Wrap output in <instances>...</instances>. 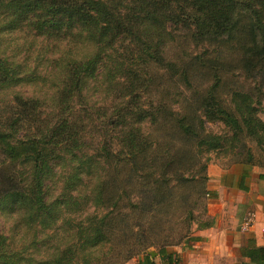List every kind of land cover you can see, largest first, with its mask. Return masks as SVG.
<instances>
[{
	"label": "trees",
	"instance_id": "16d2710c",
	"mask_svg": "<svg viewBox=\"0 0 264 264\" xmlns=\"http://www.w3.org/2000/svg\"><path fill=\"white\" fill-rule=\"evenodd\" d=\"M22 26L38 37L82 39L93 53L65 67L51 113L44 115L46 104L21 93L0 109V157L7 163L4 172L0 167V212L18 216L20 225L36 233L33 249L48 252L27 261L0 232V264H126L136 258V264H178L174 248L196 241L194 229L214 223L203 201L212 196L203 153L219 150L223 139L208 133L205 123H222L231 140L257 142L255 152L238 150L235 163L264 169V121L254 107L262 104L263 92L234 91L228 103L216 94V79L198 104L194 101L193 113L181 116L169 106L178 104L181 93L170 101L157 94L148 102L151 71L166 72L176 88H191L187 69L166 52L182 38L203 49L191 60L195 64L235 45L239 71L253 79L264 71V0H0V32ZM23 78L22 65L0 51V96ZM98 78L116 102L104 115L105 130L114 137L92 154L83 137L85 116H75L74 100ZM171 122L185 142L175 152L148 131ZM114 141L120 150L112 156ZM195 166L200 177L191 173ZM127 167L131 200L119 180L108 177V169L119 173ZM182 181L197 186L196 200L203 201L198 214L188 194L178 193ZM51 184L59 185L55 196ZM125 200L131 207L126 227ZM166 222L172 225H159ZM241 255L249 260L241 264H264V246L249 245Z\"/></svg>",
	"mask_w": 264,
	"mask_h": 264
},
{
	"label": "rangeland",
	"instance_id": "374dc122",
	"mask_svg": "<svg viewBox=\"0 0 264 264\" xmlns=\"http://www.w3.org/2000/svg\"><path fill=\"white\" fill-rule=\"evenodd\" d=\"M22 27L21 30L0 32V51L5 52L12 60L19 62L22 65V74H24V80L18 86L6 90L0 96V109H5L11 103L13 94L21 93L25 97L39 99L46 104L43 107V112L44 115H47L52 111V102L50 100L55 97L60 89L65 67L70 64L72 59L91 57L93 48L82 39L71 35L62 39L48 35L38 37L32 28ZM207 49H209L210 53L213 52L214 48L208 47ZM202 51V48L195 47L187 39L180 38L171 43L166 50L167 57L172 61L182 63L187 69L191 88H186L182 84L180 89L176 88V85L173 86V83L167 78L166 72L152 70L151 77L153 81L149 89L148 102L154 100L157 94H161L165 100L170 101V95H173V99H176V95L181 93L180 95L183 97L178 100V104H173L174 101L169 106L175 113L181 116H189L193 113L194 107H196L193 104L194 101L198 104V101L205 95V90L213 86L217 79L216 94L220 99L228 103L230 95L234 91L252 92L257 95V89H260L263 92L261 94L263 101L261 105L254 104V107L258 110V117L264 121V71L256 73L253 79H247L237 67L239 58L235 45L230 48L223 47L218 53H211L208 56L211 59L204 60L202 63L195 64L191 62ZM74 101L76 104L75 116L87 117H84L85 130L83 137L85 138L87 153L94 154V151L99 149L102 142L107 145L111 143L112 137H114V133L106 132L104 123V115L108 117L116 104L114 95L106 88V84L98 78L97 80L89 81L87 90L84 91L81 99L77 98ZM84 125L82 124L83 127ZM162 128L159 130L154 126H148V131L154 140H162L166 146L170 144L173 152L184 145L185 142L178 135L172 122L162 126ZM205 128L208 133L223 139V145L219 150L203 153V157L208 159L206 166L207 177L210 165H216L221 168L230 167L236 164L235 155L238 150L250 148L251 151H254L258 148L257 142L251 138L243 137L231 140L232 133L222 123L206 122ZM113 143L112 156L120 150L117 141ZM109 162L112 163L113 159ZM0 167H3V172L7 167V163L2 156L0 157ZM198 167L195 166L191 173L194 171V175L200 177L201 172H198ZM0 171H2L1 168ZM108 177L109 179L117 178L121 183L122 190L131 200V168H122L119 173L108 169ZM196 187L194 185L191 186L186 181H182L179 185L178 193L188 194L187 200L191 202L190 207L198 214L202 210L203 201L207 203V198L205 197L202 202H198L196 200ZM50 188L51 194L53 196L57 195L59 185L51 184ZM123 214L126 217L124 219L126 222L123 226H131V207L127 205L126 200L123 202ZM16 217L18 216H10L0 212V232L10 239L11 250L27 261L31 259L38 260L41 256L48 257V252L46 253L42 249L37 252V250L33 249L32 243L37 240L35 238L36 233L34 234V230L20 225L16 221ZM199 219L201 220L202 218ZM159 225L170 227L172 224L166 222L159 223ZM51 246L53 247L52 243ZM119 250L120 247L118 242H116L115 251ZM154 251L149 252L155 253ZM138 259H132L126 264H136Z\"/></svg>",
	"mask_w": 264,
	"mask_h": 264
},
{
	"label": "crops",
	"instance_id": "0c3cea01",
	"mask_svg": "<svg viewBox=\"0 0 264 264\" xmlns=\"http://www.w3.org/2000/svg\"><path fill=\"white\" fill-rule=\"evenodd\" d=\"M207 190V215L214 223L194 229L196 241L174 248L178 264L248 263L241 250L264 246V169L210 165Z\"/></svg>",
	"mask_w": 264,
	"mask_h": 264
},
{
	"label": "water",
	"instance_id": "95a60500",
	"mask_svg": "<svg viewBox=\"0 0 264 264\" xmlns=\"http://www.w3.org/2000/svg\"><path fill=\"white\" fill-rule=\"evenodd\" d=\"M150 254V256H151V258H154L155 256H156V254L155 253H149Z\"/></svg>",
	"mask_w": 264,
	"mask_h": 264
}]
</instances>
